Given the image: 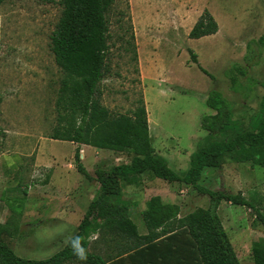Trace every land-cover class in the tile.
Wrapping results in <instances>:
<instances>
[{"label": "rangeland", "instance_id": "374dc122", "mask_svg": "<svg viewBox=\"0 0 264 264\" xmlns=\"http://www.w3.org/2000/svg\"><path fill=\"white\" fill-rule=\"evenodd\" d=\"M61 9L60 0H6L0 5V155L15 151L21 133L51 138L57 127L66 124L65 111L57 104L63 73L51 50V34ZM206 9L218 22V32L190 38L193 24ZM110 21L111 71L100 86L101 102L114 114L129 113L143 98L155 149L173 170L184 175L198 145L211 141L200 126L201 117L214 113L206 104L211 90H219L231 102L233 119L241 128L251 126L264 97V43L259 41L264 36V0H116ZM191 51L207 73L194 62ZM236 65L247 68L246 75L235 72L238 85L233 88L228 73ZM77 147L63 140L45 142L43 153L67 160V166L74 168ZM80 148L81 161L94 178L97 168L130 162L133 156L128 151L119 153L88 145ZM48 174V168L40 167L39 180L49 179ZM79 176L83 186L92 181ZM7 177L10 187L0 192V200L12 206L11 213L20 204L18 199L35 209L37 216L48 215L57 207L45 201L46 197L26 198L28 185L33 183L30 178L20 181L17 172ZM146 184L150 189L146 190ZM199 184L242 193L264 215V168L258 165L227 156L221 168L205 169ZM130 187L131 194L141 193L140 202L130 213L142 234L147 230L139 212L145 209L144 198L167 194V199L181 207V215L210 206L208 194L182 181L157 178L151 172ZM127 190L126 186L124 193ZM217 213L241 264H254L252 242L264 238V224L255 208L222 201ZM28 219L37 221L34 216ZM22 223L26 224L25 219ZM24 224L21 233L4 236L18 256L42 260L61 249L62 245L48 241L52 235H43L53 231L26 228ZM69 226L72 232L76 229L75 223ZM58 237L64 244L67 236ZM104 245L110 256L108 242ZM91 250L96 251L94 243Z\"/></svg>", "mask_w": 264, "mask_h": 264}, {"label": "trees", "instance_id": "16d2710c", "mask_svg": "<svg viewBox=\"0 0 264 264\" xmlns=\"http://www.w3.org/2000/svg\"><path fill=\"white\" fill-rule=\"evenodd\" d=\"M6 0H0V5ZM116 0H60L61 15L51 34V50L63 76L57 104L67 116L51 138L76 143L75 164L88 180L96 179L100 188L87 208L78 226V232L63 249L42 260L18 256L4 236H14L13 226L19 216L13 212L6 223L0 224V264H106L105 258L90 249V238L100 234L108 242L110 256L118 260H143L147 264H241L217 213L222 201L255 208L264 224V215L242 193L209 189L199 181L205 169L221 168L226 157L238 162H251L264 168V97L259 112L243 129L234 120L231 102L213 89L206 98L213 114L201 117V129L208 132L211 141L199 144L190 158L184 175L173 170L168 161L158 154L150 134L148 112L144 99L129 113L114 114L101 102V83L111 71L109 54L110 14ZM121 19V18H120ZM119 19V20H120ZM118 20V23H119ZM218 22L209 10H204L189 37L202 38L218 32ZM259 41L264 43V36ZM191 55L199 64L193 51ZM136 58V57H135ZM199 67L207 71L199 64ZM247 66L236 65L229 71L231 86L238 85L239 74L246 75ZM234 132L225 139H217ZM81 145L114 152H131V161L108 169L97 168L96 178L81 161ZM169 181H182L208 194L210 206L198 207L181 215L178 204L165 201L161 196L151 197L141 217L147 232L141 234L131 217L133 204L123 199L127 185L138 184L143 174ZM78 240L86 255L80 259L72 243ZM254 264H264V238L252 242ZM109 254V253H108Z\"/></svg>", "mask_w": 264, "mask_h": 264}, {"label": "crops", "instance_id": "0c3cea01", "mask_svg": "<svg viewBox=\"0 0 264 264\" xmlns=\"http://www.w3.org/2000/svg\"><path fill=\"white\" fill-rule=\"evenodd\" d=\"M57 141H60V140H56L53 138H47V137H41L39 135L32 134V133L31 134H26V133L19 134V136L17 137V144L15 147V151L11 152L8 150L0 155V183H1L0 192H3L5 191L7 187H10L7 183V179H8L7 176H10L11 172H17L20 181L21 179L22 181H25L29 178L33 180L32 181L33 183H29L28 185L27 192H26V198L31 199V197H34L35 199L36 196H38V198L46 197L45 201H48V203L56 204L57 207L53 208L54 210L48 215L43 216L42 214H39L37 216V211L35 209L30 208L24 203V201H21V199H18L19 201L17 202H19L20 204L16 207L17 210L15 209L16 210L15 213L18 216L19 214L21 215L19 216L18 223L15 224L12 228L13 233L15 235L21 233L20 227L24 224L22 223V220L25 219L26 224H24V227L26 226V228L28 227H31V229L32 228H36V229L46 228L51 232L53 231V234H43V235H47V237L49 235H52L50 239H48V241L51 242L52 240V243H57L60 246L62 245L59 248L63 249L64 248L63 246L67 244L70 238L78 232V226L86 212L85 208H87V207L82 208V205L86 206L87 204H90L92 202V200L94 199V197L99 191L100 184L99 182L95 180H92V181L90 180L91 183L86 182V185L83 186L82 185L83 179L81 178V176H79L81 174L76 173L75 171L77 169L76 167L74 168L68 167L67 160L61 161L54 155H51L50 157L44 156V153H43L44 143L45 142H57ZM82 146L86 147L87 145H82ZM96 149H99V148H96ZM82 157H85L84 153L82 154ZM118 159H120V157ZM127 163L129 162H124V163L118 162V163L113 164L112 166H116L119 164H127ZM40 167L48 168L49 179L44 180V181L39 180ZM1 170L3 172H1ZM87 170L90 173L88 168ZM91 175L93 176V174ZM94 182H96V184ZM130 186L132 185H127L128 193L127 194L124 193L123 199L133 204H138V202H140L141 200V193L133 192L131 194L132 189ZM143 186H145L146 190L150 189V186L147 184ZM15 187L16 186H14V188ZM134 188H136V186H134ZM156 195L161 196L167 202L177 204L175 201H171L167 199V194L160 193V194H155L153 196H156ZM153 196H149L147 198H144L143 200L146 203ZM134 207H136V205H132L131 208L129 209V212L130 210L131 212H133L132 209ZM10 208H12V206L9 205V203L5 202L4 200H0V224L6 223L8 218L13 213V211L11 213ZM142 210L143 209H140L139 211L140 214ZM31 216H34L35 219H37V221L32 222L33 220H29L28 218ZM74 216H78V217L75 218L73 221ZM74 223H75L76 229L72 232L71 227L69 225L70 224L73 225ZM27 233L28 235L31 234L29 232ZM59 235L67 236V239L65 241L63 238L64 244H62L61 240H59V237H58ZM56 237L58 238L56 239ZM92 243L95 244V247H96L95 252L102 255L105 258L106 264H147L143 260H137V261L121 260L120 261L118 259L108 258L109 252L105 250V245H104V243L106 244V242L102 240V237L99 233L90 238V249H91ZM49 244L51 243H48V245ZM53 246L56 247V245L52 244V247Z\"/></svg>", "mask_w": 264, "mask_h": 264}, {"label": "clouds", "instance_id": "9594fccd", "mask_svg": "<svg viewBox=\"0 0 264 264\" xmlns=\"http://www.w3.org/2000/svg\"><path fill=\"white\" fill-rule=\"evenodd\" d=\"M72 247H73V250L75 252V254L80 258V259H86V255L85 253L83 252L82 248L79 246L78 244V240L76 241H73L72 243Z\"/></svg>", "mask_w": 264, "mask_h": 264}]
</instances>
